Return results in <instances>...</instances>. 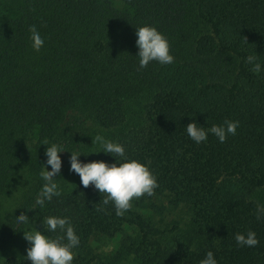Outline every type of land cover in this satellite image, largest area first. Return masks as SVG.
Returning <instances> with one entry per match:
<instances>
[{"label":"trees","instance_id":"16d2710c","mask_svg":"<svg viewBox=\"0 0 264 264\" xmlns=\"http://www.w3.org/2000/svg\"><path fill=\"white\" fill-rule=\"evenodd\" d=\"M31 25L45 38L38 52ZM144 25L168 39L172 64L139 68ZM249 54L264 64V0H0V264H31L23 231L63 235L46 231L48 216L68 217L79 236L72 264H200L208 251L218 264H264V71H250ZM225 120L239 126L224 143L185 131ZM98 133L157 179L123 216L69 170L68 151L114 162L91 153ZM45 141L66 150L62 194L28 209L42 164L50 170ZM180 207L184 227L157 218ZM22 212L30 222L17 226ZM249 230L259 243L237 246L234 234Z\"/></svg>","mask_w":264,"mask_h":264},{"label":"clouds","instance_id":"9594fccd","mask_svg":"<svg viewBox=\"0 0 264 264\" xmlns=\"http://www.w3.org/2000/svg\"><path fill=\"white\" fill-rule=\"evenodd\" d=\"M31 47L34 51H40L45 43V38L41 36L35 25L29 27ZM137 37L135 43L138 52V66L140 69L146 68L150 62H158L161 65H168L174 62V56L170 54V44L168 39L157 30L155 26L144 25L135 28ZM245 63L250 66V71L259 74L264 71V64L259 60L257 54H249L245 57ZM239 126V121L225 120L223 124H213L205 129L195 121L185 126L188 137L200 144L206 142L208 135H214L220 143H224L229 135L234 136ZM46 145L45 156L46 165H43L39 172V177L43 182L37 193L34 204L28 209L43 208L46 202H50L53 197H60L62 189L56 181L62 168L60 153L65 152L63 145L58 143ZM98 144L99 150L91 153L111 155L114 162L109 164L103 160L82 162L79 157L84 153L78 151L70 152L69 170L78 174L80 183L87 188L90 184L101 194L102 206L110 202L115 209L116 216H123L132 208V201L144 195L152 196L158 187L156 176L149 170L146 164L129 159L123 145L106 139L101 134H96L92 138V145ZM88 155V154H87ZM85 155V156H87ZM97 207V211H104L103 207ZM264 217V205L257 206L256 218L260 220ZM28 216L23 212L16 216L17 226L28 224ZM42 223L48 233H55L57 230L63 233L61 236L51 238L41 231L29 229L23 231V238L29 243L26 249V259L31 264H72L74 260V249L79 247L80 238L68 217L48 216L44 217ZM234 240L239 247H255L259 240L254 231L249 230L246 234H234ZM200 264H218L212 251L206 252Z\"/></svg>","mask_w":264,"mask_h":264},{"label":"rangeland","instance_id":"374dc122","mask_svg":"<svg viewBox=\"0 0 264 264\" xmlns=\"http://www.w3.org/2000/svg\"><path fill=\"white\" fill-rule=\"evenodd\" d=\"M116 4H117V6H120V7L122 6L121 2H119V1L116 2ZM157 218L163 219L164 222L162 224H164V226H165V224H167L168 229L173 227V225H178L180 227H184L185 222L189 218V213L184 207H180L177 209L166 208L162 212H158ZM108 249H110V248H108ZM123 264H137V263L130 261V260H127V261H124Z\"/></svg>","mask_w":264,"mask_h":264}]
</instances>
